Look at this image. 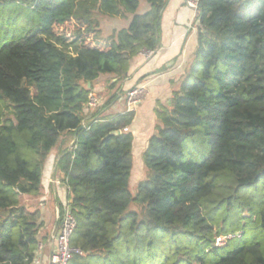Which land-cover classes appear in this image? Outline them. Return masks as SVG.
Listing matches in <instances>:
<instances>
[{"label": "trees", "instance_id": "trees-1", "mask_svg": "<svg viewBox=\"0 0 264 264\" xmlns=\"http://www.w3.org/2000/svg\"><path fill=\"white\" fill-rule=\"evenodd\" d=\"M169 2L0 0L3 32L19 28L0 46V264L37 258L42 214L25 201L53 152L83 252L70 264H264V0H199L195 61L156 110L136 193L135 112L109 114L119 92L87 111L97 80L112 90L159 49ZM127 14L103 36L99 16Z\"/></svg>", "mask_w": 264, "mask_h": 264}, {"label": "crops", "instance_id": "crops-1", "mask_svg": "<svg viewBox=\"0 0 264 264\" xmlns=\"http://www.w3.org/2000/svg\"><path fill=\"white\" fill-rule=\"evenodd\" d=\"M149 9L150 6H145L143 9L139 7L137 13L143 14ZM133 16L127 14L125 17L109 18L111 20L109 28L112 27L113 20H124V28H127ZM199 30L196 10L189 6L187 0H170L163 15L159 49L153 53L144 52L136 57L132 61L129 77L114 89H108L109 81L116 82L110 76H102L96 81L93 94L98 97L101 105L105 102L108 92L109 94L120 93L118 102L109 112L112 116L127 112L128 91L139 86L147 87L148 95L135 110V118L129 128L134 136L133 159L137 155L140 160L141 154L143 155L148 147L150 138L156 133L158 124L156 110L160 106L166 107L170 104L172 93L179 88L187 71L194 63ZM58 160L57 153L53 152L43 172L44 193L39 198L38 207L41 210L44 225L41 229L43 249L38 252L34 264L49 263L54 251L51 241L59 229V213L63 204L69 200L67 186L55 175ZM45 196L49 201L48 205L41 200ZM47 208H51V215L46 212Z\"/></svg>", "mask_w": 264, "mask_h": 264}, {"label": "built area", "instance_id": "built-area-1", "mask_svg": "<svg viewBox=\"0 0 264 264\" xmlns=\"http://www.w3.org/2000/svg\"><path fill=\"white\" fill-rule=\"evenodd\" d=\"M190 7L196 10V15L198 18V4L199 0H187ZM153 53V52H148ZM148 95V90L146 86H139L131 89L127 93V112H135L137 107L145 100ZM101 105L100 100L94 94L89 97V102L87 106L88 110H94ZM59 229L57 233L53 236L51 243L54 245V251L52 253L51 259L48 264H70V262L77 256H82L83 252L81 249L73 247L71 245V239L77 228L76 219L72 213L70 207V201L67 200L59 213ZM235 237H240V235H229L227 237H220L217 239V245H225L228 240L234 239ZM43 249V244L41 243L39 247V252Z\"/></svg>", "mask_w": 264, "mask_h": 264}, {"label": "rangeland", "instance_id": "rangeland-1", "mask_svg": "<svg viewBox=\"0 0 264 264\" xmlns=\"http://www.w3.org/2000/svg\"><path fill=\"white\" fill-rule=\"evenodd\" d=\"M145 6H150V5L147 2L142 1V5L140 6V9H143ZM8 14H6V16ZM3 16H4V14H2V15L0 14V46L2 44H4L5 42L10 41L11 37L14 36L17 33V31H19L17 24H13V25H9L6 28V30H4V32H3V29H2V26H3L2 23H4L3 22ZM10 17H12L13 20H16L18 18L15 13ZM99 21H100V27L102 29L103 36H109L113 32L120 30V29L125 27V21L124 20H113L114 23H113L112 27L109 28V22L111 20H109L108 16H99ZM27 30H29V28H27ZM104 94H106V92H104ZM133 164H134V167H133V171H132L130 186H131L132 191L134 193H136V187L138 186V183L144 179V174H145L142 154H141L140 160H139L138 156L135 155V159L133 161ZM44 183H45V185H47L46 182H44ZM41 200L45 201L44 203L48 205L49 201L47 200L46 196L44 198L42 197ZM25 203L27 205V208H29V210L30 209H36L37 211H39L41 213V210L38 208L40 205V199L39 198L26 199ZM47 209L48 210H46V212L48 213V215H51L50 214L51 208H47ZM132 209L139 211V212L141 210V208L137 205H133ZM42 219H43V217L41 215V222H42ZM240 244H241V241L236 239L230 244L229 249L232 250V249L238 247Z\"/></svg>", "mask_w": 264, "mask_h": 264}, {"label": "water", "instance_id": "water-1", "mask_svg": "<svg viewBox=\"0 0 264 264\" xmlns=\"http://www.w3.org/2000/svg\"><path fill=\"white\" fill-rule=\"evenodd\" d=\"M89 86H90V84H89ZM83 128H85V125H83L82 127H81V129H83ZM115 134H120V132H116Z\"/></svg>", "mask_w": 264, "mask_h": 264}]
</instances>
